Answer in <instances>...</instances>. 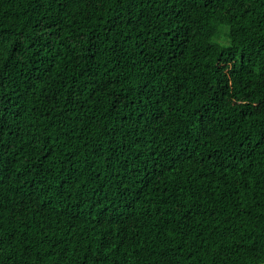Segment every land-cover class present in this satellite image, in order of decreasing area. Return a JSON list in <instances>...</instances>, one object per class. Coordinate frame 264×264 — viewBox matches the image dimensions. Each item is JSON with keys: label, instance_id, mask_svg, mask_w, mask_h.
I'll return each instance as SVG.
<instances>
[{"label": "trees", "instance_id": "trees-1", "mask_svg": "<svg viewBox=\"0 0 264 264\" xmlns=\"http://www.w3.org/2000/svg\"><path fill=\"white\" fill-rule=\"evenodd\" d=\"M0 264H264V0H0Z\"/></svg>", "mask_w": 264, "mask_h": 264}]
</instances>
